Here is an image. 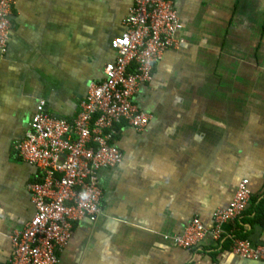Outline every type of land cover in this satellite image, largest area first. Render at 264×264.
<instances>
[{"label":"crops","instance_id":"0c3cea01","mask_svg":"<svg viewBox=\"0 0 264 264\" xmlns=\"http://www.w3.org/2000/svg\"><path fill=\"white\" fill-rule=\"evenodd\" d=\"M185 43L167 49L154 82L134 101L151 116L142 132L123 126L121 166L102 170V213L77 223L58 264H264L233 251L234 239L264 245V0H170ZM135 0H17L7 52L0 51V264L11 235L35 214L28 184L39 171L16 156L40 100L74 120L91 84L116 59ZM244 214L186 249L174 241L194 217L215 226L239 183ZM261 212V211H260Z\"/></svg>","mask_w":264,"mask_h":264},{"label":"built area","instance_id":"2783aa9c","mask_svg":"<svg viewBox=\"0 0 264 264\" xmlns=\"http://www.w3.org/2000/svg\"><path fill=\"white\" fill-rule=\"evenodd\" d=\"M16 1L0 0L1 53L8 49ZM125 26L126 32L111 42L116 59L106 65L104 81L89 87L78 116L72 121L54 116L40 100L25 136L14 143L16 156L36 168L40 180L28 184L35 214L24 229L11 235V264H58L77 223L95 222L102 213L99 174L123 164L124 153L116 144L123 126L142 132L150 125L151 116L139 109L134 97L154 82L163 53L185 43L182 22L170 0H135ZM251 196L250 181L243 179L229 205L215 213L212 230L194 217L174 241L192 249L209 236L220 239L223 225L244 214ZM233 241L238 256L264 261V245Z\"/></svg>","mask_w":264,"mask_h":264},{"label":"trees","instance_id":"16d2710c","mask_svg":"<svg viewBox=\"0 0 264 264\" xmlns=\"http://www.w3.org/2000/svg\"><path fill=\"white\" fill-rule=\"evenodd\" d=\"M260 211H261V212H260ZM258 216H259V217H263V219H264V200H262V202L259 203Z\"/></svg>","mask_w":264,"mask_h":264}]
</instances>
